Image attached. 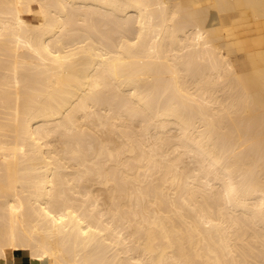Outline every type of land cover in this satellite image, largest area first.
I'll list each match as a JSON object with an SVG mask.
<instances>
[{"label": "bare ground", "instance_id": "1", "mask_svg": "<svg viewBox=\"0 0 264 264\" xmlns=\"http://www.w3.org/2000/svg\"><path fill=\"white\" fill-rule=\"evenodd\" d=\"M0 264H264V0H0Z\"/></svg>", "mask_w": 264, "mask_h": 264}, {"label": "rangeland", "instance_id": "2", "mask_svg": "<svg viewBox=\"0 0 264 264\" xmlns=\"http://www.w3.org/2000/svg\"><path fill=\"white\" fill-rule=\"evenodd\" d=\"M27 18L33 22L36 20L35 17L29 15ZM221 44L237 66L242 67L247 63V54L240 50L238 45H236L233 40H224L221 42Z\"/></svg>", "mask_w": 264, "mask_h": 264}]
</instances>
